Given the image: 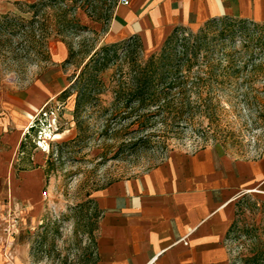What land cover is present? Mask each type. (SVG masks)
I'll list each match as a JSON object with an SVG mask.
<instances>
[{
  "label": "rangeland",
  "instance_id": "374dc122",
  "mask_svg": "<svg viewBox=\"0 0 264 264\" xmlns=\"http://www.w3.org/2000/svg\"><path fill=\"white\" fill-rule=\"evenodd\" d=\"M37 1L0 0V21L4 15L13 20L0 29V155L6 150L1 139L12 129V108H23L29 87L57 69L67 88L73 82L74 87L67 98L46 105V120L39 113L43 107L27 113L29 127L36 123L22 143L28 159L34 152L42 158V182L34 176L18 184V178L0 176V264H94L100 212L93 196L98 190L138 176L175 153L211 148L249 161L264 154V28L247 43L239 38L216 47L209 57L228 66L226 77L192 89L181 120L165 114L161 122L149 117L154 109L135 113L136 107L126 108L122 99L133 72L148 57L138 37L128 49L119 48L90 82L86 75L77 79L104 46L101 34L84 26V16L102 24L103 32L117 0H59L35 10L24 5ZM72 22L85 29H75ZM60 47L66 54L55 66ZM221 78L223 83H217ZM86 84L94 93L75 116L77 92ZM38 137L45 139V151L37 148ZM247 194L238 201L237 228L256 231L228 244L234 264L257 240L264 243V194Z\"/></svg>",
  "mask_w": 264,
  "mask_h": 264
},
{
  "label": "crops",
  "instance_id": "0c3cea01",
  "mask_svg": "<svg viewBox=\"0 0 264 264\" xmlns=\"http://www.w3.org/2000/svg\"><path fill=\"white\" fill-rule=\"evenodd\" d=\"M220 17L264 23V0H130L116 7L105 31L86 16L84 26L100 33L104 45L138 37L149 56L175 27L195 30ZM65 54L60 47L53 64ZM66 89L57 69L24 92L23 108H12V129L1 139L6 150L0 176L18 178V184L34 176L42 182V158L34 152L28 159L27 147H21L30 125L27 113L35 114ZM26 162L32 166L21 167ZM248 192L264 194V156L249 161L211 148L172 154L138 176L114 181L93 196L100 212L94 264H230L225 237L236 204Z\"/></svg>",
  "mask_w": 264,
  "mask_h": 264
},
{
  "label": "trees",
  "instance_id": "16d2710c",
  "mask_svg": "<svg viewBox=\"0 0 264 264\" xmlns=\"http://www.w3.org/2000/svg\"><path fill=\"white\" fill-rule=\"evenodd\" d=\"M79 1L74 0V4ZM59 3H61L59 0H39L24 5L35 10L42 6L52 7ZM2 20L0 21V29L13 23V20H10L7 15L2 16ZM104 20L109 21V17ZM96 21H102V19L98 18ZM70 26L77 30L85 29V27L78 26L73 22ZM32 27L30 26V28ZM259 28H264V23H254L246 19L232 17L210 19L195 30L183 26L175 27L166 37L160 49L149 55L145 62L133 72L130 87L122 91L121 94L125 107L135 106V113L154 109L153 111L155 112L149 117L161 119V122H164L165 114L173 115L174 117L172 118L181 120L183 113L190 107L189 92L192 89H201L202 86H206V81L217 76L226 77L224 72L228 66L222 67L220 62H213L212 58L209 57L214 49L221 44L232 43L239 38H243L242 41L247 43L246 39L251 41V36ZM247 35L248 38H246ZM135 40V37H131L122 42L102 46L98 52L90 57L77 79L86 75L88 82H90L92 78L108 66L112 55H115L119 48L125 47L128 49ZM202 75H204V78H202ZM222 78L217 83L222 84ZM73 87L74 82L61 93L60 97L67 98ZM89 87L86 84L85 87H82L77 92L74 105L75 116H77L82 104L94 93L93 87ZM204 102L207 101L205 100ZM140 124L142 123L140 122ZM33 129L35 128H30V130ZM21 147H23V143ZM262 156L264 154L258 158ZM241 202H238L235 206V219L225 237L227 245L233 240L245 237L256 231V228H237ZM261 212L264 214V202H262ZM229 259L230 264H234L230 254ZM238 260L240 264H264V243L257 240L253 247L250 248L249 254L240 257Z\"/></svg>",
  "mask_w": 264,
  "mask_h": 264
},
{
  "label": "built area",
  "instance_id": "2783aa9c",
  "mask_svg": "<svg viewBox=\"0 0 264 264\" xmlns=\"http://www.w3.org/2000/svg\"><path fill=\"white\" fill-rule=\"evenodd\" d=\"M117 2H118V4L121 5V6H128L129 3H130V0H117ZM45 107H46V106H44V107L39 111V113H40L41 116H42V118H41L42 120H46V117H47V113L44 111ZM53 120H56V119H53ZM35 123H36V122H34V124H32L28 129H30V128H34ZM44 126L49 127V130H48V132H49V131H50V126H49V124H46V125H45V123H44ZM54 131H56V130H54ZM41 133H42V131L39 130V131H38V135H41ZM36 146H37V148H39V149L45 151V149H47L46 147H47L48 145L46 144L44 138H42V137H38V139H37V141H36Z\"/></svg>",
  "mask_w": 264,
  "mask_h": 264
}]
</instances>
